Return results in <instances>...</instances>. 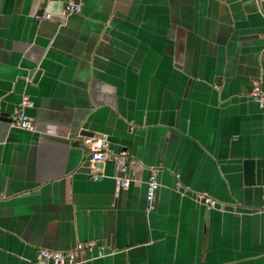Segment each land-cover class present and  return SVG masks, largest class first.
<instances>
[{
    "label": "crops",
    "instance_id": "1",
    "mask_svg": "<svg viewBox=\"0 0 264 264\" xmlns=\"http://www.w3.org/2000/svg\"><path fill=\"white\" fill-rule=\"evenodd\" d=\"M63 7L0 0V264L89 241L105 255L81 264H264V208L242 206L243 162L264 160V0ZM23 95L34 131L12 125ZM82 130L134 161L127 189L113 160L91 180Z\"/></svg>",
    "mask_w": 264,
    "mask_h": 264
},
{
    "label": "built area",
    "instance_id": "2",
    "mask_svg": "<svg viewBox=\"0 0 264 264\" xmlns=\"http://www.w3.org/2000/svg\"><path fill=\"white\" fill-rule=\"evenodd\" d=\"M80 12L81 0H64V17L80 14ZM34 19L36 21H46L50 19V15L42 12L41 14H36ZM250 95L259 106L264 105V89L261 88L259 83L253 86ZM31 106L32 103L29 97L23 95L19 104L13 111V126L24 131H34V123L26 112ZM82 145L90 155L89 168L92 181H98L103 176L102 167L109 160H113L117 166L120 165L122 167L121 171L125 173L132 170L134 167V161L124 164L125 156L111 155L110 141L104 135L82 136ZM158 175V168L151 169L145 195L148 210L151 208L155 193L159 188ZM131 182V177L117 179V184L120 189H127ZM178 188L179 186L177 185V189ZM185 190L189 191L190 188L186 187ZM195 199L208 209H215L217 206V202L214 199L203 194L197 195ZM95 250H97L99 258L103 257L104 247L95 241L77 243L73 249L68 251L40 249L37 252L35 264H81L85 261V255Z\"/></svg>",
    "mask_w": 264,
    "mask_h": 264
},
{
    "label": "water",
    "instance_id": "3",
    "mask_svg": "<svg viewBox=\"0 0 264 264\" xmlns=\"http://www.w3.org/2000/svg\"><path fill=\"white\" fill-rule=\"evenodd\" d=\"M1 116H4V115H1ZM79 134L81 136H93L91 132L85 131V130L80 131ZM88 156L90 157L89 153H88ZM88 163H89V161H88ZM125 163H127V159L124 160V164ZM121 168L122 167L119 165L118 169L121 170ZM159 172H160V170H159ZM243 174H244V188L242 190V195H243L242 206L244 208L253 209V210H260V209L264 208V160L263 159L245 160L243 162ZM124 176H125V172H123L120 175V178H124ZM146 188H147V182H146ZM175 190H177L179 192L186 191L185 188L184 189H181V188L177 189V187H175ZM189 191H186V192H189ZM219 207H221V205H219V203L217 202L216 208H219ZM101 246H103V245H101ZM66 251H68V250H66ZM92 254H93V252L91 253V255ZM104 255H105V247H104V251H103V257H104ZM96 257L99 258L97 250H96ZM100 258H102V257H100ZM84 260H85V257H84Z\"/></svg>",
    "mask_w": 264,
    "mask_h": 264
}]
</instances>
